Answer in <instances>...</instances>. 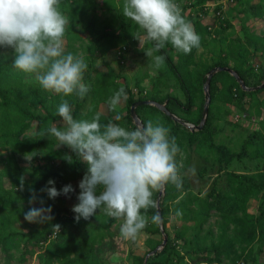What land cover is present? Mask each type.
Listing matches in <instances>:
<instances>
[{"label": "rangeland", "instance_id": "obj_1", "mask_svg": "<svg viewBox=\"0 0 264 264\" xmlns=\"http://www.w3.org/2000/svg\"><path fill=\"white\" fill-rule=\"evenodd\" d=\"M79 1L69 0L68 4H71L76 13L72 12L69 16L63 15L69 21L64 36L65 52L82 57L88 64V68L83 73V82L86 85H91V88L80 100L82 102L80 112L83 117L81 120L90 121L97 112H100V120H107L132 131V125H135L133 120L126 122L123 119H115L117 114L122 117L130 111L131 105H128L127 101L119 105L115 111L109 110L108 102L116 93L115 87L118 85H126L133 97L165 98L172 96L185 102V94L167 64L164 62L161 68L156 69L153 65V56L156 54L153 52V56L146 55V52L151 48L145 43L146 36L143 30L123 16L125 0H95L93 8L82 14L77 10ZM174 2L180 10L185 6V18H188L192 11L191 5L196 0H174ZM258 2L264 5V0L209 2L206 12L199 11L197 14L202 28L197 31L193 25L196 33L202 37L200 47L193 48L190 54L181 58L175 51L172 52L174 62L181 65L187 73L186 83L195 90L197 105L201 101H205L204 82L194 74L202 71L204 66H216V61L223 59L233 45L245 47L249 58L248 65L255 72L264 69V54L261 50L264 41L255 44L252 40L253 37L260 36L264 31V13L252 16L247 11L249 4ZM204 28L206 31L202 32ZM133 35L137 36L138 40ZM1 51L8 56V62L13 66L15 58L13 50L2 48ZM230 56L232 58L228 62V67L231 68L236 55L230 53ZM246 67L247 65H245ZM22 80L30 83L38 82L35 73H24ZM222 80V77L218 79L216 91L223 87ZM263 80L259 79L258 83H262ZM255 82L254 79H251L248 81V85H257ZM254 91L256 92L254 95L244 93L242 96H237L232 103L214 99L208 104V114L210 113L211 124L215 131L211 136L212 141L215 144L226 146L233 153L240 152L243 144L248 143L246 156H233L229 161L226 156L209 151L206 142L208 139L204 140L202 147H197V141L190 142L187 136L181 138L178 142L181 151L177 154L176 161L183 186L182 189L177 190L174 185L169 183L161 194L159 205L166 210L165 228H162L161 231L159 225L157 228L156 224L152 223L151 218L155 214L150 211L151 208L146 212L141 209V214L148 219V225L140 231L134 240L124 239L121 236L120 228L124 222L123 218L109 217L102 210H97V214L89 220L83 218L78 222L75 220V214L71 209L78 203L76 197L80 192L78 184L81 180L79 177L72 178L75 173H69L72 165L75 164V154L67 146L57 148L59 142L54 136L41 138L40 134L37 135L35 121H31L30 127L22 135V138L27 139L30 144L33 141H44L39 148L40 152L31 161L25 158L32 157L31 149L27 150L28 152L15 153L12 156L15 170L10 168L6 161L12 151L11 147L6 145L0 148V171L8 169L13 174L17 173L13 175V179L5 177L3 180L8 189L10 185H13V193L20 196L25 195L28 190L34 189L43 179L44 183L34 191L38 198L35 204H29V201H19L15 205L39 208L41 207L39 200L42 199L44 207L52 208L51 215L54 219L51 223L44 224L29 223L24 219V216L12 221L6 230L0 231V237L8 234L5 240L6 248H2L0 244V264H86L77 256L83 249L76 252L75 247L83 245L96 232H100L103 239L102 250L97 254L98 264H135L134 257L136 255L143 256L146 262L162 264L165 254L172 249L183 255L180 260L181 264H200L189 262L191 261L190 257L195 255L194 236L199 229L194 221L179 218L177 212L182 209L181 202L184 199L193 201L195 197L207 198V193L213 185L217 190L229 191L228 172L252 174L264 170V106L259 105L264 101V86ZM48 93L52 95L54 92L48 91ZM126 94L128 96V93ZM68 101L73 106L74 114L75 103L72 102L73 99ZM170 106L176 116L185 117L183 110L175 105ZM34 112L45 114V110L39 105L34 106ZM60 122L61 119L54 121L46 125L44 130L52 125L62 127ZM183 130L181 128L178 133L185 131ZM255 133L259 136H255ZM258 147L262 150L261 156H253V152ZM66 153L73 156L72 163L63 159ZM47 161L48 165L59 167L60 175L45 176ZM82 164L86 163L77 157V172L82 173L83 169L80 167ZM61 175L64 177L71 175L67 180V185L71 184L75 191L70 194L71 198L61 195L55 199H49L47 194L40 190L45 187L49 179H53L56 186L58 177ZM21 176L25 177L23 190L20 187L16 189L17 186H20L19 178ZM155 194L157 195L158 192L153 193V195ZM260 204L261 191L248 200L247 211L257 216ZM10 208L11 205H8L3 211H8ZM56 210H59L57 215L54 214ZM221 223L220 216L212 214L204 224L203 229L199 232L202 245L200 251L205 248L206 252H209L210 255L213 254L210 250V243L220 233ZM52 224L61 225L60 232L53 231ZM209 229L210 233L207 232ZM228 232L233 233L232 226ZM178 233H182V238H177ZM164 236H166V242L163 247L168 246V251L164 254H150L146 258L147 252L152 251L151 247L158 243L157 246H159ZM88 243L90 244V242ZM97 243L95 237L94 244ZM162 248L157 252H160ZM66 249L70 251L63 254ZM237 251L240 252L238 247ZM91 256L92 254L87 259ZM243 261L244 264H264V241L261 238L253 241L251 251L243 253L238 258L237 264H243ZM225 263L231 264V261L226 259Z\"/></svg>", "mask_w": 264, "mask_h": 264}, {"label": "clouds", "instance_id": "obj_2", "mask_svg": "<svg viewBox=\"0 0 264 264\" xmlns=\"http://www.w3.org/2000/svg\"><path fill=\"white\" fill-rule=\"evenodd\" d=\"M61 2L0 0V47L11 48L15 57L14 68L35 73L45 90L65 97L75 93L83 99L91 88L83 82L88 64L82 57L65 52L64 36L69 21L59 10ZM123 16L133 21L146 33L147 39L154 42L153 49L146 52L147 56L160 51L166 42L185 55L200 47V36L181 15L174 0H125ZM164 62L163 55L153 56L156 69ZM127 99L125 88L121 87L109 100V110L115 111ZM57 115L62 127L52 125L41 132L40 137L54 136L59 142L57 148L67 146L88 166L78 184V203L71 209L75 220H89L97 210H102L109 217L123 218L120 234L124 239L134 240L148 225L141 209L146 212L149 208H158L153 193L163 192L169 183L177 190L182 189L183 181L176 161L181 149L176 137L170 136V129L159 121L149 120L146 125H137L135 130L129 131L113 123L102 126L100 112L90 121L76 120L68 100H62ZM115 119H121L120 115L117 114ZM36 155L25 158L31 161ZM63 159L73 162V156L67 153ZM19 179V187L23 190L25 177ZM30 191L29 204H35L37 195L34 190ZM40 191L49 199H55L61 195L71 198L75 189L68 184L58 190L55 181L49 179ZM39 203L41 207H30L24 213V219L29 223H51L54 219L52 208L44 207L42 199ZM177 215H180L179 211ZM151 221L159 225L160 213L156 212ZM60 228L59 224L51 225L53 231L60 232Z\"/></svg>", "mask_w": 264, "mask_h": 264}, {"label": "trees", "instance_id": "obj_3", "mask_svg": "<svg viewBox=\"0 0 264 264\" xmlns=\"http://www.w3.org/2000/svg\"><path fill=\"white\" fill-rule=\"evenodd\" d=\"M68 1L69 0H62L59 6V10L62 14H67V16H69L72 12L76 13L71 4H68ZM212 1L216 2L219 0H196V2L191 5L192 11L189 13L188 18H185V6L182 7L181 15L194 25L198 31L202 28V25L199 22L200 18L197 17V14L199 11L205 13L207 4ZM94 5L95 0H80L77 10H79V13L82 14L91 10ZM247 11H249L252 16H259L264 13V5L261 2L249 4ZM204 31H206V28L202 30V32ZM143 33L145 32L143 31ZM200 38L201 45L202 37ZM252 40H254L255 44L263 42L264 31L260 36L253 37ZM145 43L148 47L153 49L154 42L149 41L147 37H145ZM2 48L5 47H0V148L5 147L6 145L11 147V155L6 161L10 168L16 170V167H14L12 162V156L15 155V153L21 151L28 152L27 150L31 149L33 154H38L40 152V146L44 143V141H33V143L30 144L27 139L22 138V135L30 127V122L35 121V133L39 135L42 131H44L46 125L61 119L57 115L58 106L62 100L69 99H73L72 102L75 103L73 114L74 119L81 120L83 117L80 112L82 105L80 100L82 99L75 93L67 97L62 94L55 93L51 95L47 90L41 87L39 82L30 83L23 81L22 78L24 72L14 68V66L8 62V56L1 51ZM261 50L264 54V44L262 45ZM173 51H175L177 56L180 58L185 55L184 53L177 51L170 42H166L164 48L154 53L165 57V63L185 94V102H182L177 97L172 96H167L165 98L156 96L133 97L130 89L126 85H118L115 87V90L117 92L121 87L125 88V92L128 93V105H131L135 101L144 99H151L159 103L166 101L165 105L172 113H174V111L170 105H175L185 112V117H178L186 122L196 125L200 121L204 102L201 101L198 105L195 103V90L186 83L187 73L184 71L183 67L174 62L172 57ZM230 53L236 55V58L233 59V65L231 68L239 74L244 83L247 86H250L248 85V81L254 79L257 85L261 84L258 83V81L261 78L264 79V69L260 72H255L254 69L248 65L249 58L244 46L233 45L232 49L226 52L224 58L217 60L215 65L228 67V62L232 58ZM245 65H247L246 68ZM211 68L212 67L204 66L202 71H198L194 75L204 82L206 74ZM220 77L223 78V87L216 91L217 81ZM209 92L211 98L210 102L217 99L225 103L234 102L237 96H242L244 93L249 95H254L256 93L255 91L242 90L235 77L226 71H219L213 74L210 80ZM35 105H39L43 108L45 110V114L42 115L40 113H35ZM259 105L264 106V101L259 103ZM135 112L144 125H146L149 120L154 123L159 121L163 126L170 129V136L176 137L177 144L180 142L181 138L187 136L188 141H197V147H202L204 140L208 139L206 142L209 151L224 155L229 161L233 156L242 157L247 154L246 145L248 143L243 144L240 152L233 153L226 146L215 144L212 141L211 136L215 133V131L214 126L211 124L210 113H207L208 115L205 124L200 130L191 131L186 126L172 121L171 118L153 105L140 104L135 108ZM121 119L126 122L132 121L130 111L126 115L122 116ZM99 122L102 126L110 123L107 120H100ZM132 128L135 130L136 126L132 125ZM181 128L185 131L183 130L184 132L178 133ZM254 135L257 137L259 136L257 133ZM199 136H201V138H199ZM253 153V156H261L262 150L258 147V149ZM48 161L47 165L49 164ZM74 162L75 164L72 165L73 167L70 169L69 173H75L72 178L79 177L82 179L88 171V166L87 164H82L80 167L83 171L80 173L76 171L77 158L75 155ZM58 169L59 167L48 165L45 176L60 175ZM14 174L8 169L0 171V231L6 230L12 221L20 219L30 208V206L20 207L15 205V203L19 201L28 202L32 195V191L28 190L25 195L20 196L17 193H13V185H10L9 189L5 186L3 178L7 177L9 179H13ZM69 177H71V175H65V177L62 175L59 176L55 187L59 190L63 186L67 185ZM227 177L230 185L229 191L217 190L213 185L207 193V198L195 197L193 201L184 199L181 202L182 209L179 211V218L194 221L196 227L199 229L194 236L196 248L194 257H190L191 261L189 262L191 263L226 264L225 260L228 259L231 261V264H237L238 258L241 257L243 253L251 251V244L255 239L261 238L264 241V170L257 171L252 174H237L228 172ZM43 183L44 180L42 179L39 182V185L37 184L34 189L31 190L35 191ZM16 189H19V186H17ZM259 191H261L259 214L254 216L247 211L248 200L259 193ZM156 197L157 195L155 194L152 198L156 200ZM189 204L192 205L189 206ZM8 205H11V208L8 211H3V209ZM160 209L162 216V228L164 229L166 223V210L163 207H160ZM150 211L156 214V209L151 208ZM58 213L59 210H56L54 214L57 215ZM212 214H218L222 219V223L220 225V233L210 243V250L213 252V254L210 255L209 252L205 251V248L200 251L202 245L199 232L203 229L204 224L208 221V219H210ZM156 226L158 228V225ZM230 226H232L233 233L228 232ZM207 232L210 233L211 230L209 229ZM7 236L8 234L0 237V244L2 248H6L5 240ZM176 236L177 238H182V233H178ZM95 237L98 241L96 245L94 244ZM88 242H90V244ZM102 242L103 239L100 232H96L94 236L86 240L83 245L75 247L76 252L83 249L77 254V256L86 264H98L97 254L102 250ZM158 244L152 246L151 249L153 250ZM237 247L240 249L239 253L237 251ZM68 251L70 250L66 249L63 254H67ZM167 251L168 246L163 247L160 252H155L153 255L164 254ZM90 254H92V256L87 259ZM182 257L183 255H180L177 251L172 249V251L165 254L162 264H181L180 260ZM134 263L143 264L144 257L136 255L134 257ZM145 264L155 263L145 262Z\"/></svg>", "mask_w": 264, "mask_h": 264}, {"label": "water", "instance_id": "obj_4", "mask_svg": "<svg viewBox=\"0 0 264 264\" xmlns=\"http://www.w3.org/2000/svg\"><path fill=\"white\" fill-rule=\"evenodd\" d=\"M219 71H226L229 74H231L233 77H235L237 83L240 85V87L244 91H254V90H258V89H260V88H262L264 86V80L259 85L247 86L244 83V81L242 80V78L239 76V74L236 71H234L232 68L226 67V66H215V67H212L206 74V78H205L204 85H203L205 101H204V104H203L201 118H200V121H199L198 124H196V125L190 124L189 122H186V121L182 120L180 117L176 116L174 113H172L166 107V105H165L166 101L163 102V103H159V102L151 100V99H144V100L135 101L130 106V116H131L135 126L142 124L140 118L137 116V114L135 112V108L138 105H140V104H148V105L155 106L160 111H162L165 115H167L169 118H171L172 121L180 123V124L188 127L191 131L200 130L203 127V125L205 124V121H206V118H207L208 104L210 102V92H209L210 80H211V77L213 76V74H215L216 72H219ZM161 194H162V192H158L157 197H156V201L158 202V208H156V212H159L160 216H161V209H160L159 203H160ZM159 226H160V229L162 231V216H161V222H160ZM165 242H166V236H164L163 241H162V243L159 246L155 247L152 251L147 253L146 258L150 254H154L159 249H161L164 246ZM145 262H146V259H145L143 264H145Z\"/></svg>", "mask_w": 264, "mask_h": 264}, {"label": "crops", "instance_id": "obj_5", "mask_svg": "<svg viewBox=\"0 0 264 264\" xmlns=\"http://www.w3.org/2000/svg\"><path fill=\"white\" fill-rule=\"evenodd\" d=\"M119 54V53H118Z\"/></svg>", "mask_w": 264, "mask_h": 264}]
</instances>
